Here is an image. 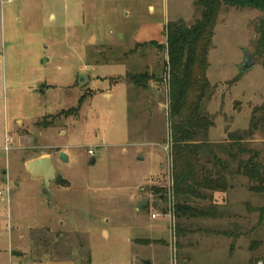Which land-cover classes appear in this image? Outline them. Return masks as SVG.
<instances>
[{
  "label": "rangeland",
  "instance_id": "374dc122",
  "mask_svg": "<svg viewBox=\"0 0 264 264\" xmlns=\"http://www.w3.org/2000/svg\"><path fill=\"white\" fill-rule=\"evenodd\" d=\"M220 12L200 109L212 124L188 159L223 187L198 186L197 215L179 216L165 28L192 26L197 0H0V264H264V191L238 171L251 153L225 148L255 118L243 145L264 163V11ZM143 71L138 93L127 74ZM45 155L64 177L48 189L26 169Z\"/></svg>",
  "mask_w": 264,
  "mask_h": 264
},
{
  "label": "trees",
  "instance_id": "16d2710c",
  "mask_svg": "<svg viewBox=\"0 0 264 264\" xmlns=\"http://www.w3.org/2000/svg\"><path fill=\"white\" fill-rule=\"evenodd\" d=\"M197 5L201 8V17L198 18L192 26H187L184 20L171 21L166 25L167 43L165 47L168 52V61L166 67H169L168 75L170 81L171 114L173 118V148L175 152V211L180 216L181 213L197 215V211L190 205L192 194L197 192L198 186H206L211 189L223 187L219 179H213L208 175L206 166H201L200 171L205 175L199 177L197 170L188 159L191 153L198 154L202 148V143L192 142L199 131H209L212 122L207 116L201 113L202 101L210 88V82L207 80L206 71L210 67L208 55L212 47V40L215 35V26L223 6L228 5L242 8L260 9L264 11V0H197ZM259 45L264 54V29ZM158 45L156 42L137 44L134 50L140 51L143 45ZM162 47V45L160 46ZM198 69V72H197ZM167 71V70H166ZM127 79L134 84V91L140 93L149 88L150 80L154 79V74L147 71L140 73H128ZM237 81V80H236ZM194 87H198V99L193 104H188L189 93ZM83 102V98L80 99ZM185 119L182 117L184 110ZM264 109L257 108L254 112ZM179 117V119H178ZM178 119V120H176ZM257 122L253 118L249 129L244 132H231L229 134V145L231 146L229 154L236 157L242 156L246 152L251 153L250 157L244 161L240 160L238 171L256 180L260 185L254 187L257 191H264V163L256 161L258 154L256 151L243 145L246 136L253 135L257 130ZM237 147V148H236ZM232 148H236L238 154H232ZM227 151V150H226ZM213 154V150L210 151ZM242 154V155H241ZM180 159L185 162L180 164ZM197 159V158H196ZM202 211H200L201 213ZM149 239L145 242L148 243ZM89 264V261H88Z\"/></svg>",
  "mask_w": 264,
  "mask_h": 264
},
{
  "label": "water",
  "instance_id": "95a60500",
  "mask_svg": "<svg viewBox=\"0 0 264 264\" xmlns=\"http://www.w3.org/2000/svg\"><path fill=\"white\" fill-rule=\"evenodd\" d=\"M256 65L254 58L249 50L245 51V60L242 65V70H247ZM87 82L86 75L84 73L81 74L79 83L81 86H84ZM60 158L63 161L69 160V155L67 152L62 151L60 154ZM26 169L28 172L34 177H41L44 181L45 188L48 189L52 181L57 183L63 181V175H56L57 170L53 164V161L50 156L45 155L43 157H38L29 160L26 164ZM145 205V202L141 204V206Z\"/></svg>",
  "mask_w": 264,
  "mask_h": 264
},
{
  "label": "built area",
  "instance_id": "2783aa9c",
  "mask_svg": "<svg viewBox=\"0 0 264 264\" xmlns=\"http://www.w3.org/2000/svg\"><path fill=\"white\" fill-rule=\"evenodd\" d=\"M153 216H154V217H157L158 215H156V214H153Z\"/></svg>",
  "mask_w": 264,
  "mask_h": 264
},
{
  "label": "crops",
  "instance_id": "0c3cea01",
  "mask_svg": "<svg viewBox=\"0 0 264 264\" xmlns=\"http://www.w3.org/2000/svg\"><path fill=\"white\" fill-rule=\"evenodd\" d=\"M19 264H23V262L22 261H19Z\"/></svg>",
  "mask_w": 264,
  "mask_h": 264
},
{
  "label": "flooded vegetation",
  "instance_id": "af4514ba",
  "mask_svg": "<svg viewBox=\"0 0 264 264\" xmlns=\"http://www.w3.org/2000/svg\"><path fill=\"white\" fill-rule=\"evenodd\" d=\"M56 175H59V173H56Z\"/></svg>",
  "mask_w": 264,
  "mask_h": 264
}]
</instances>
